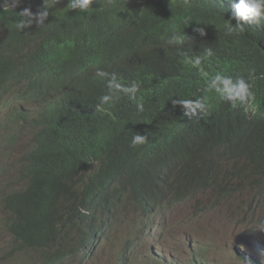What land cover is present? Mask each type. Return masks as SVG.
Returning <instances> with one entry per match:
<instances>
[{
  "label": "trees",
  "instance_id": "1",
  "mask_svg": "<svg viewBox=\"0 0 264 264\" xmlns=\"http://www.w3.org/2000/svg\"><path fill=\"white\" fill-rule=\"evenodd\" d=\"M21 1L33 13L43 3ZM51 2L48 29L34 20L18 30L21 10L0 11V108L22 107L9 119L35 138L22 189L4 199L6 225L22 249L47 251L50 261L77 246L89 253L99 233L123 222L140 233L162 231L169 214L196 200L195 216L242 197L244 217L264 206V24L226 35L227 20L237 23L233 0H92L86 11L71 10V0ZM112 73L123 85H140L136 99L121 93L97 110ZM216 74L251 76L254 109L214 93L197 116L173 108L172 100L204 95ZM136 133L148 138L133 148Z\"/></svg>",
  "mask_w": 264,
  "mask_h": 264
},
{
  "label": "rangeland",
  "instance_id": "2",
  "mask_svg": "<svg viewBox=\"0 0 264 264\" xmlns=\"http://www.w3.org/2000/svg\"><path fill=\"white\" fill-rule=\"evenodd\" d=\"M13 106L11 103L0 108V264H46L50 261L48 252L22 249L6 225L10 214L4 206V198L8 193L22 189L20 171L25 157L35 146L31 130L10 121V116L20 111ZM10 107L13 112L7 113ZM247 201V198H238L215 212L197 216L194 214L197 200L182 203L168 215L171 224L167 228L160 232L162 226L152 228L154 236L146 238V232L134 231L129 227L130 222H123L119 224V231L99 233L97 247L89 253L88 250L80 251L78 240L73 239V245L77 247L68 249L64 261L61 257L53 263L250 264V259L254 258L264 264V237L260 241L255 232L264 220V206L250 210L244 217L241 213ZM177 222L181 223L176 225ZM249 234H254V238L247 239ZM65 236L68 241L69 236ZM129 240L134 243L129 244Z\"/></svg>",
  "mask_w": 264,
  "mask_h": 264
},
{
  "label": "clouds",
  "instance_id": "3",
  "mask_svg": "<svg viewBox=\"0 0 264 264\" xmlns=\"http://www.w3.org/2000/svg\"><path fill=\"white\" fill-rule=\"evenodd\" d=\"M20 2L21 0H0V11H16V8L19 6ZM91 3L92 0H71V2L68 4V7L71 10L79 9L80 11H86ZM51 7V0H43L42 5L35 13H33L30 8L22 9L18 12L20 19L16 25L17 29L24 30L25 28L30 27L34 20L38 23L39 26L43 25L44 21L49 16V9ZM231 9L233 18L237 21V23L233 25L230 21L227 20V22L224 24L226 35L243 34L245 32V25L248 23L256 24L258 26L264 24V0H233V2L231 3ZM196 30L200 31L201 34H203L202 29ZM171 39L176 43H182L184 41V38L176 32H174ZM205 53L209 57L213 55V51L211 48H206ZM192 63H194V65L196 66H199L201 63L200 58L196 57L192 61ZM96 74L101 77L109 76V73L102 70H98ZM202 75L207 77L206 73L202 72ZM251 80V76L246 79L243 76L234 78L228 75L216 74L214 76H211V78L206 79V84L203 89V92L205 93L204 95L199 96L195 99L178 98L172 100L173 108H175L176 105H181L183 108V114L185 116L189 118L197 116L206 111L209 102V94L214 93L222 100L227 101L230 106H239L243 111L248 112L254 109L256 105V98L255 93L252 91V83L250 82ZM139 88L140 85L136 82H133L128 86L119 83L116 74L112 73L107 81V93L99 98L97 110H99L100 106L110 105L114 102V100L119 99L121 93L127 95L129 99H136V94ZM136 107L137 111H144V105L142 103H138ZM147 138V136L141 135L139 133L134 134L130 142L131 147L135 148L138 145L146 143ZM148 232L149 231H147L146 234ZM158 232H160V230ZM255 232L260 241H263L264 227L255 230ZM250 237L254 238V234H251ZM256 243L254 244V247H256ZM65 256L66 255H62L63 261ZM201 259L204 262L203 258ZM256 260L260 264H262L261 260ZM51 262H54V259L49 261L47 264H51ZM193 264L197 263L194 262Z\"/></svg>",
  "mask_w": 264,
  "mask_h": 264
},
{
  "label": "bare ground",
  "instance_id": "4",
  "mask_svg": "<svg viewBox=\"0 0 264 264\" xmlns=\"http://www.w3.org/2000/svg\"><path fill=\"white\" fill-rule=\"evenodd\" d=\"M57 1H58V0H57ZM23 2H24V1H23ZM52 2H54V1H52ZM21 3H22V1H21ZM39 6H41V5H39ZM52 6H53V4H52ZM64 6H66V4H65ZM36 7H37V6H36ZM18 8H19V7H17V10H18ZM19 9L22 10L21 8H19ZM65 9H66V8H65ZM67 9H68V8H67ZM51 10H52V9H51ZM57 10L59 11L58 8H57ZM68 10H69V9H68ZM68 10H67V11H68ZM1 12H2V11H1ZM18 12H19V11H18ZM56 12H57V11H56ZM65 12H66V11H65ZM2 13H3V12H2ZM7 13H8V12H7ZM10 13H11V12H10ZM69 13H70V12H69ZM5 14H6V12H5ZM5 14H4V15H5ZM53 14H54V13H53ZM62 14H63V13H62ZM50 15H51V13H50ZM51 16H52V15H51ZM61 16H62V15H61ZM63 16H64V15H63ZM9 17H10V16H9ZM13 18H14V17H13ZM35 22H36V21H35ZM52 23H53V22H51V24H52ZM45 24H47V23H44V26H45V28H46L49 24H48L47 26H46ZM51 26H52V25H51ZM51 26H49V27H51ZM40 27H42V26H40ZM43 28H44V27H43ZM32 29H33V28H31V30H32ZM47 29H48V27H47ZM47 29H46V32H47ZM6 91L9 92V91L6 90V89H5V92H4V91H3V92L6 93ZM10 94H11V93H10ZM15 99H16V98H15ZM8 104H10V103H8ZM15 106H16V105H15ZM22 106H23V105H22ZM21 108H22V107H21ZM21 108H20V109H21ZM11 109H12V108H11ZM9 110H10V109H9ZM16 110H17V109H16ZM23 110H24V109H22V111H23ZM12 112H13V111H12ZM25 112H26V111H25ZM19 113H20V112H19ZM32 119H34V118H32ZM33 122H35V121H33ZM32 125H33V124H32ZM34 139H35V138H34ZM225 179H227V178H225ZM233 182H234V181H233ZM249 182H250V181H249ZM228 183H229V182H228ZM246 183H247V185H248V182H246ZM246 183H245V184H246ZM242 184H243V183H242ZM225 186H227V184H226ZM229 186H230V185H229ZM235 186H236V185H235ZM245 186H246V185H245ZM222 188H223V187H222ZM242 189H243V188H242ZM209 190H210V189H209ZM227 190H228V189H227ZM227 190H224V191H227ZM235 190H237V189H235ZM210 191H211V190H210ZM4 199H5V198H4ZM139 213H140V212H139ZM139 213H138V215H139ZM62 227H63V226H62ZM144 227H145V226H144ZM60 229H61V228H60ZM11 230H12V229H11ZM77 232H78V231H77ZM63 233H64V232H63ZM66 234H67V233H66ZM151 235H153V236L156 235L155 232H154L152 229H151V230H150L145 236L149 238V237H151ZM243 235H244V234H243ZM67 243H68V242H67ZM22 245H23V244H22ZM75 245H76V244H75ZM58 249H59V248H58ZM73 249H75V248H73ZM75 251H76V250H75ZM44 252H45V251H44ZM46 252H47V251H46ZM66 252H67V250H66ZM153 252H154V251H153ZM55 253H57V252H55ZM70 253H71V252H70ZM68 254H69V252H68ZM252 254H253V253H252ZM52 256H53V255H52ZM78 256H79V255H78ZM236 256H237V255H236ZM143 257H144V256H143ZM143 257H142V258H143ZM237 258H238V257H237ZM163 260H164V259H163ZM46 262H47V261H46ZM67 262H68V261H67ZM67 262H66V263H67ZM80 262H81V261H80ZM173 262H175V261L173 260ZM230 262H231V261H230ZM243 262H244V261H243ZM68 263H69V262H68ZM231 263H232V262H231ZM231 263H230V264H231ZM253 263H254V262H253ZM38 264H39V263H38ZM43 264H45V263H43ZM163 264H166V263H163ZM257 264H258V263H257Z\"/></svg>",
  "mask_w": 264,
  "mask_h": 264
}]
</instances>
